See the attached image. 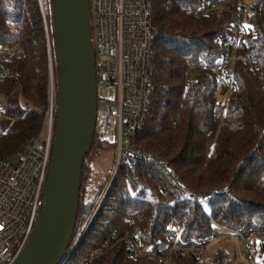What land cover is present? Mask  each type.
<instances>
[{"label": "trees", "instance_id": "16d2710c", "mask_svg": "<svg viewBox=\"0 0 264 264\" xmlns=\"http://www.w3.org/2000/svg\"><path fill=\"white\" fill-rule=\"evenodd\" d=\"M205 1L153 0L159 35L151 106L136 144L168 167L141 160L120 167L112 179L110 169L95 184L93 159L113 146L94 136L65 255L75 249L70 264H83L100 249L104 253L91 264H162L133 257L124 240L108 241L115 232L123 236L134 230L145 242L160 240L161 247L169 248L173 235L182 246L208 244L215 237L214 223L236 232L264 230V0L245 2V36L227 65L222 64L225 44L219 40L232 34L233 15L224 11L195 17ZM208 1L232 7L237 2ZM53 23L51 0L43 5L40 0H0V44L23 50L13 59H0L5 76L0 91L7 96L10 115L3 122L0 160L18 152L43 125L50 54L58 81ZM246 55L258 62L257 68L250 70ZM218 69L232 81L228 98L230 82L217 75ZM172 220L179 222L178 229L171 227ZM166 256L171 264H202L201 256L183 251L170 250ZM235 261L243 264L220 247L208 264Z\"/></svg>", "mask_w": 264, "mask_h": 264}, {"label": "built area", "instance_id": "2783aa9c", "mask_svg": "<svg viewBox=\"0 0 264 264\" xmlns=\"http://www.w3.org/2000/svg\"><path fill=\"white\" fill-rule=\"evenodd\" d=\"M237 0L234 7L206 0L195 13L203 14L231 12L232 34L220 39L225 44L222 64H230L235 57L234 46L245 36V2ZM92 42L96 56L97 114L95 136L113 146L114 163L111 179L123 166L137 164L141 160L156 161L168 167V163L152 152L136 144V136L145 121L151 106L152 65L154 44L159 29L153 21V0H90ZM51 50V40L47 36ZM23 50L8 44H0V59L10 60ZM250 70L258 62L250 55L244 56ZM233 88L225 72L216 71ZM5 76L0 69V82ZM223 88V84L220 86ZM25 103H29L25 100ZM59 89L55 81L52 54H50V79L48 104L40 131L31 136L14 155L0 160V264H14L27 244L39 214L45 204V191L52 161L56 122L58 115ZM10 119L7 96L0 91V141L3 122ZM111 182V180H110ZM110 182L105 190L110 186ZM203 200L205 198H202ZM171 227L179 228V222L171 221ZM264 231V230H262ZM255 232H230L223 234L236 245V257L243 264H260L254 243L249 240ZM221 234H217L216 237ZM83 236V235H82ZM169 238L171 246L163 243L145 242L134 230L112 239L124 240L129 252L136 258L159 259L162 264H171L166 253L187 252L201 256L206 245L182 246ZM215 238V237H214ZM75 249L63 259L70 264ZM104 250H96L83 264H91Z\"/></svg>", "mask_w": 264, "mask_h": 264}, {"label": "water", "instance_id": "95a60500", "mask_svg": "<svg viewBox=\"0 0 264 264\" xmlns=\"http://www.w3.org/2000/svg\"><path fill=\"white\" fill-rule=\"evenodd\" d=\"M43 5V0H40ZM59 103L45 204L14 264H59L76 226L85 156L95 136L96 56L90 0H51Z\"/></svg>", "mask_w": 264, "mask_h": 264}, {"label": "rangeland", "instance_id": "374dc122", "mask_svg": "<svg viewBox=\"0 0 264 264\" xmlns=\"http://www.w3.org/2000/svg\"><path fill=\"white\" fill-rule=\"evenodd\" d=\"M55 76V74H54ZM58 80V75H57ZM56 81V76H55ZM58 83V81H57ZM231 93V89L229 90L226 97H229V94ZM113 148L109 149L107 151L102 152L99 156L93 159V174L92 179H94L95 184L99 182V180L103 177L104 174H106L114 163V153ZM233 232L232 229L218 224L214 223L213 226V233L215 238L211 240L204 251V253L201 255V263L202 264H208L210 262V259L213 255V253L220 247H224L229 255L231 257H236V245L233 241L229 240L226 236H223V234ZM217 234H221L220 236L216 237ZM249 240L255 244L257 250H255L256 257L260 264H264V249H262V244L264 243V231H255L253 232ZM237 258V257H236ZM235 264H241L235 261Z\"/></svg>", "mask_w": 264, "mask_h": 264}]
</instances>
